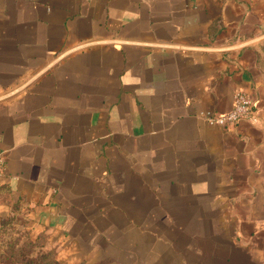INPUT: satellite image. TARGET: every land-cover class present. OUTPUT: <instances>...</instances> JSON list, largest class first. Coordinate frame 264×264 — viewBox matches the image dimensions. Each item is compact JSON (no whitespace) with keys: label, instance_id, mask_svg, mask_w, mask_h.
<instances>
[{"label":"crops","instance_id":"crops-1","mask_svg":"<svg viewBox=\"0 0 264 264\" xmlns=\"http://www.w3.org/2000/svg\"><path fill=\"white\" fill-rule=\"evenodd\" d=\"M0 154L60 264H264V0H0Z\"/></svg>","mask_w":264,"mask_h":264},{"label":"rangeland","instance_id":"rangeland-1","mask_svg":"<svg viewBox=\"0 0 264 264\" xmlns=\"http://www.w3.org/2000/svg\"><path fill=\"white\" fill-rule=\"evenodd\" d=\"M0 264H60L49 235L0 193Z\"/></svg>","mask_w":264,"mask_h":264},{"label":"built area","instance_id":"built-area-1","mask_svg":"<svg viewBox=\"0 0 264 264\" xmlns=\"http://www.w3.org/2000/svg\"><path fill=\"white\" fill-rule=\"evenodd\" d=\"M258 117L254 109V102L245 91H238L234 95V105L232 110L224 115L214 116L208 115L206 120L210 125L226 128L238 124L241 121H249L254 124ZM6 161L2 154H0V176L5 173Z\"/></svg>","mask_w":264,"mask_h":264}]
</instances>
